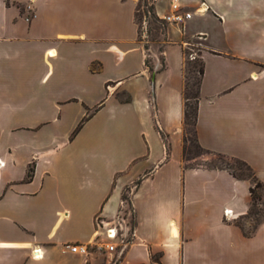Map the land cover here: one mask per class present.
<instances>
[{
	"label": "crops",
	"instance_id": "1",
	"mask_svg": "<svg viewBox=\"0 0 264 264\" xmlns=\"http://www.w3.org/2000/svg\"><path fill=\"white\" fill-rule=\"evenodd\" d=\"M138 1L0 0V264H99L70 245L94 241L128 187L134 235L115 264H264L253 179L185 165L183 95L185 46L203 35L197 140L264 186V0H177L192 17L166 25L153 77ZM65 121L63 139L46 129Z\"/></svg>",
	"mask_w": 264,
	"mask_h": 264
},
{
	"label": "rangeland",
	"instance_id": "2",
	"mask_svg": "<svg viewBox=\"0 0 264 264\" xmlns=\"http://www.w3.org/2000/svg\"><path fill=\"white\" fill-rule=\"evenodd\" d=\"M154 2L155 0H139L137 3V13H136V22L138 26V30L140 31L139 37L141 38V43L143 46H146L147 48V61L150 66H153V57L152 53H160L162 49L164 48V40H165V33H166V26L165 29H162V26L160 22H158L154 17L153 14L155 13L154 10ZM151 10V12H149ZM157 15V14H156ZM158 16V15H157ZM159 17V16H158ZM160 18V17H159ZM167 25V24H166ZM203 40L201 39H194L191 41V43L186 44L185 46V52L190 57V55H194L196 57L195 60H186V77L188 82V89L190 91H193L196 89L195 83H197L199 79V75L197 73H193L192 70L196 66L197 68L201 65V50L204 47ZM115 94L119 98H126L128 94L124 90H116ZM82 119L73 127L70 131V138L73 139L74 137L78 136L82 127L80 130L74 134V131L79 126ZM47 130L55 131L59 138L63 139L66 137V133L70 130V124L69 122H63L61 124L57 125H50ZM185 134L189 137L187 143H186V149H185V157L184 162L187 166H195V165H203L207 167H223L229 169L232 173L236 174L237 176L246 177L245 175H249L250 171L240 163L236 162L233 159L230 158H221L217 155L211 154L205 150H202L199 148L195 141L194 136V130L192 125L185 126ZM22 134H15L11 137L7 136L4 143L16 145V142L18 141L17 136H21ZM24 136H28L29 134H23ZM253 181V187H255L254 180ZM132 188L128 187L123 192V197L127 198L125 200V206L123 210L129 211L131 209L130 205V195L132 193ZM255 191L257 195H259L260 198H255L251 202V207L249 211V216L254 218L256 221L260 220L264 217V186H261L259 188H255ZM129 224L131 226L134 225V216L133 212L129 215ZM130 234V232H129ZM95 255L100 259L99 264H112V262H108V256L100 251L95 250Z\"/></svg>",
	"mask_w": 264,
	"mask_h": 264
},
{
	"label": "built area",
	"instance_id": "3",
	"mask_svg": "<svg viewBox=\"0 0 264 264\" xmlns=\"http://www.w3.org/2000/svg\"><path fill=\"white\" fill-rule=\"evenodd\" d=\"M191 17L192 12L186 10L179 1L174 0L171 3L170 10L160 19L165 24L184 25ZM29 19L30 17L27 18V20ZM198 38L202 39L203 35H199ZM190 58H194V55H190ZM108 88H110V85H108ZM124 206L125 200L123 199L118 214L111 221L97 217L95 220L94 241L89 243H73L70 245V250L82 254H89L95 250H100L109 257L112 264H115L127 245L131 243L134 235V225L131 226L129 224V215L132 213V210L125 211L123 210ZM224 215L227 219L235 216L232 210L229 209L224 211Z\"/></svg>",
	"mask_w": 264,
	"mask_h": 264
},
{
	"label": "trees",
	"instance_id": "4",
	"mask_svg": "<svg viewBox=\"0 0 264 264\" xmlns=\"http://www.w3.org/2000/svg\"><path fill=\"white\" fill-rule=\"evenodd\" d=\"M137 10L136 9V13H137ZM149 12H151V10H149ZM153 17L158 21L160 22L161 26H162V29L164 30L165 29V26L166 24L156 15V14H153ZM135 19H136V14H135ZM139 34H140V31H139ZM138 40L141 42V38H138ZM164 44H165V41H164ZM145 48H147L146 46H144ZM163 50V49H162ZM201 55V54H200ZM201 58V56H200ZM187 59H190V60H195L196 57L194 58H190L187 54H186V60ZM146 65L149 67L150 71H151V74H152V77H153V74H154V69L152 66H150L148 64V61L146 60ZM186 65V63H185ZM193 73H197L199 75V79L197 81V83H195V86H196V89L193 90V91H190L188 89V82H187V77H186V81H185V87H184V90H183V95H184V99H185V102H184V124L185 126L187 125H192L193 126V130H194V136H195V141H196V144L199 148H201L202 150H204L198 140H197V135H196V121H197V112H198V100H199V93H200V83H201V78H202V75L204 73V65H203V60L201 59V65L200 67H194V69L192 70ZM110 84V83H108ZM107 84V85H108ZM118 97V96H117ZM119 98V97H118ZM122 102H128L130 100V97L129 95L122 99V98H119ZM104 104V101L100 104V106H102ZM99 106V107H100ZM90 115H88L87 117L83 118L82 121L80 122L79 126L76 128V130L74 131V134H76L80 128L84 125V123L89 119ZM189 137L187 136V134H185L184 136V141H185V145L188 141ZM184 145V154H185V149H186V146ZM214 155H217L221 158H229L223 154H214ZM230 159H233L235 160L236 162L240 163L241 165H244L249 171H250V174L249 175H245L247 178H251L254 180V183H255V187H251L250 191H251V196H252V200H254L255 198H260L259 195H257L256 191H255V188H259L261 186H263L259 181L256 180V178L254 177V173L251 169V167L243 160H240V159H234V158H230ZM33 171H34V168H33V165H29L28 167V171H27V179H31L32 176H33ZM234 174V173H233ZM234 176L236 177H239L241 178L242 176H237L236 174H234ZM123 199H127L125 197H123Z\"/></svg>",
	"mask_w": 264,
	"mask_h": 264
}]
</instances>
